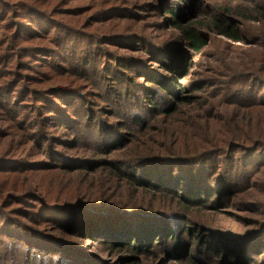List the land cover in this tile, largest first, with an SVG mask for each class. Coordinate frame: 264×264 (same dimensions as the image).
<instances>
[{
    "label": "rangeland",
    "instance_id": "obj_1",
    "mask_svg": "<svg viewBox=\"0 0 264 264\" xmlns=\"http://www.w3.org/2000/svg\"><path fill=\"white\" fill-rule=\"evenodd\" d=\"M252 1L264 4V0H217L216 3L185 0L186 8L184 5L179 8L182 23L201 24L197 34L207 38L202 53L198 54L188 50L185 45H167L177 33L171 28L170 16L165 13V9L176 7L172 0H0V25L6 20V27L0 26V34L3 35L0 42V61L2 63V59H5L3 65L7 62V65L14 66L11 75L7 76L8 83L4 87L0 86V105L5 95L8 96L9 103L14 99L11 96H28L29 102L26 101V105H32L40 99L37 92L41 89L62 86L70 91L60 102L51 98L56 113L49 109L44 111V115L57 116L58 120L54 122L58 125L56 129H44L46 124L35 126L31 121L37 117V113H31L32 109H20L17 114L7 117L3 113L4 107L0 106V198L10 197L9 208L18 207L24 211L28 204H19L15 200L18 198L17 194H24L23 200L40 202L41 208L43 201L38 196L43 200L48 195L60 199L65 195L64 192L67 193L75 186V182L65 176V168L74 162L99 166L110 159H129L136 151L144 149V146H156L157 143L170 147L174 145L167 140L171 132L180 134L188 130L187 125H190L194 118L178 114L168 116L166 109L170 108L174 98L165 95L157 82L148 84L149 78H145L149 76L155 79L157 75L169 78L170 74L161 68V60L164 57H172L185 73H189L184 81L203 77L196 84L210 88L195 94L206 91L211 94L207 102L203 101L204 107L208 108L211 104L219 109L221 104H227L233 108L239 104L237 102H257L261 95L259 88L254 89L256 84L243 77L250 70L257 74L264 72V24L259 22L256 16L249 14L251 8L248 3ZM33 7H38V12L32 10ZM232 7L237 10V14H228L224 17V23L228 28H232L239 41L234 42L203 28L210 22V16L216 8L225 10ZM27 15L35 16V25L25 22L28 29L20 31V20ZM243 15H246V18ZM56 26L58 30L53 29ZM64 31L72 38L66 37ZM53 33L54 37L58 38L57 48H54L55 44L46 42L48 37H53ZM38 37L46 39L40 42ZM19 38L22 40L16 42ZM66 43L76 51H68L64 47ZM16 45L45 47L48 52L57 51L58 54L53 57H49V54H34L23 59L20 54V57L16 58L12 50L17 48ZM85 49L90 53V62L84 66L85 55L82 50ZM40 59L52 61L53 66L50 69L45 68L43 60ZM118 61H123L125 68L118 67ZM109 64L112 68L116 66L121 75L112 70L111 74H107L105 69ZM5 69L0 66V74L4 73ZM262 75L264 76V73ZM172 77L177 80L179 75ZM130 81L133 83L129 84ZM127 87L132 92L133 99L125 102L122 96ZM146 93L154 99L152 106L147 104ZM142 100L144 103L141 105ZM37 104L42 102H36ZM148 108L158 110L159 113H149ZM61 111L63 121L70 118V114L74 115L64 126H60L64 122L58 118V112ZM84 114L86 122L83 119ZM260 120L264 121V113H257L251 124L257 125ZM24 122L29 123V129L27 126L19 127V124ZM117 135L125 138L122 142L127 143L126 146L112 150L111 153L107 152L109 146L105 142L115 139ZM90 137L100 140V146L94 152L85 148L89 146ZM159 137H162V140H158ZM39 150L46 151L47 155L39 159ZM13 163L16 164L12 165ZM134 166L148 165L135 162ZM53 167H60L62 170L52 169ZM174 167L176 170L173 171L162 168L168 183L180 185L186 195L202 189L200 172L192 171L189 165ZM78 171L80 172L74 173H85L81 168ZM99 171L94 178L85 177V183L103 191L106 186H101L100 180L109 178L105 175L108 171ZM5 176H9V180H5ZM109 179L115 183L113 178ZM116 186L113 185L120 195H130L126 180L122 186ZM245 188V191L234 194L232 199L219 194L206 201L207 197L201 195L203 202L189 206L187 212L178 205V199L173 194L158 193L156 199H153L156 205L185 217L183 221L175 219L180 225L176 226L178 232L172 224V229L189 245L187 256L180 252V259L182 256L185 258L179 261L167 260L166 244L154 247H150L151 244L143 245L138 252L132 253L126 248L113 250L109 246L98 247L93 241L82 240L76 234L65 236L52 230L54 225L50 222L40 221V226L27 223L38 231L54 236L55 240L65 239L77 247L74 255L70 256L71 262L68 258L65 264L77 261L78 264H228L222 261L219 254L215 256L212 251H206L202 247L195 249L197 240L184 232L188 227L193 229L194 225L220 227L230 232L234 238L211 237L210 242L216 249L241 247L247 239L244 240L240 235L244 233L252 236V240L245 242L243 250L248 252L251 249L256 256L255 261L249 260V263H246L237 257L231 264H264V254H260L261 249H264V242H260L261 239L264 240V227L258 226L264 219V210L256 209L258 205L248 200L246 193H255L248 186ZM262 188L263 186L259 190ZM15 217L18 218V215ZM69 222L66 221L62 226L65 233H73L68 232L72 227ZM43 240L52 248L66 251L60 242L45 238ZM1 252H6L11 257L17 254L15 248L9 249L4 244H0ZM233 253L235 254V251ZM31 256L33 264H36V260L37 264H45L44 256L34 252ZM53 264L63 263L57 261Z\"/></svg>",
    "mask_w": 264,
    "mask_h": 264
},
{
    "label": "trees",
    "instance_id": "obj_2",
    "mask_svg": "<svg viewBox=\"0 0 264 264\" xmlns=\"http://www.w3.org/2000/svg\"><path fill=\"white\" fill-rule=\"evenodd\" d=\"M206 1L217 2V0ZM172 2L175 3L176 7L165 9V13L170 16L171 28L177 33L176 37L168 42L167 45L171 47L177 43L185 45L190 51L197 52L198 54L202 53L207 38L206 36L202 38L197 34L200 32L199 26L201 24L188 25L182 23L179 8L183 5L186 8L185 0H172ZM248 4L251 8L249 14L256 16L255 18L264 24V4L255 1ZM32 10L38 12L39 9L38 7H33ZM228 14L236 15L237 10L234 7L225 10L216 8L210 16V22L204 25L203 28L207 32L212 30V32L220 36L237 42L240 39L235 35L232 28H228L224 23V17H227ZM32 16L34 15H27V17L20 20L19 24L21 26L18 28L20 31L27 28L25 22L35 25V16ZM243 17L246 18V15H243ZM5 21L0 26L4 27ZM53 29L58 30V27H53ZM30 31L33 32L32 30ZM64 34L66 37L72 38L68 32L64 31ZM52 35L53 37H48L46 42L55 44L54 48H57L58 38L54 37V33ZM2 36L0 34V42L2 41ZM22 38L24 39V37ZM39 39L41 42L46 38L40 37ZM17 40L22 39H16V42ZM61 45L63 46L62 42ZM61 45L60 47H62ZM16 47V49H12L14 57H20V54H22L21 59L34 54L41 56L49 54V57H53V55L57 56L58 54L57 51L51 53L45 47L40 46L28 47V45H16ZM64 47L68 51H76L68 43ZM82 52L85 55L83 58L85 66L90 62V53L87 49L82 50ZM40 60H43L44 67L47 69L53 66L52 61ZM111 60L114 61V59ZM4 62L5 59H2V63L0 61V66L6 68L4 70L5 74H0V86L2 87L8 83L7 76L11 75V70L14 68L12 64L7 65V62L3 65ZM124 64L123 61L116 63L121 68H125ZM110 65L105 69L107 74H111L112 70L115 74L121 75L116 66L112 68ZM127 66L130 67V65ZM161 66L163 70L170 74L169 78L160 75H157L155 79L149 76H145V78H149L148 84H154L153 81L157 82L160 90H163L162 92L165 95H170L174 98L171 101L170 108L166 109L168 116L178 114L194 118L193 122L187 125L188 130H184L180 134H173L171 132V135L167 139L173 142L174 145L171 147L157 143L156 146H144V149L136 151L126 160L110 159L99 166L74 162L68 168L63 167V169L67 170L65 176H68L69 180L74 181L75 186L71 187L67 193L64 192L65 195L60 199L48 195L43 200L41 196H38L43 201L41 208L39 207L40 202L38 203L32 199L23 200L24 194H17L18 198L15 199L19 204H28L26 206L27 209L24 211L18 207L9 208L10 197L0 198V237L5 238L4 240L0 239V244H4L9 249L15 248L17 252L13 257L6 252H1L0 264H33L31 262L32 252L44 256L46 259L45 264H53L57 261L65 264L68 258L71 262L70 256L74 255L77 247L65 239L55 240L54 236L38 231L37 228L27 223L31 222L34 226H40V221L50 222L54 225V227H51L52 230L59 231L65 236L76 234L82 240L93 241L98 247L109 246L113 250H125L126 248L129 252L136 253L143 245L151 244L150 247H154L166 244L165 253H167V260H182L187 256L186 251L189 245L186 241L184 242L179 233H176V231H179L176 229V226L180 227V225L175 219L183 221L185 217L156 205L153 199H156L159 192L173 194L178 199V205L187 212L189 211V206H195L203 200L201 195L207 197L206 201H210L211 198H215L219 194L226 195L227 198L231 197L232 199L234 194L245 191L247 189L245 186H248L255 193L252 195L246 193L249 197L248 200L258 205L257 207L253 205L256 209L262 208L264 210V121L260 120L257 125L251 124L253 117L257 113H264V76L262 75L264 72L258 73V75L256 72L254 73V71L250 70L243 76L251 79V83L256 84L254 89L259 88L258 92L261 95L257 102H237L239 104H236L237 106L233 108H231V105L221 104L219 110L217 106L211 104H209L208 108L203 106V101L207 102V99L211 95L207 91L206 93L195 94L202 92L205 88H210L196 84L203 77L184 81L189 73H185V70L179 67L172 57H164L161 60ZM91 68L94 67L91 66ZM49 71L47 70V72ZM175 74L179 75L177 80H174L172 77ZM122 76L125 77L124 75ZM58 81L61 83L60 80H56V82ZM131 83L133 81L129 82V84ZM128 87L126 88V93L122 96V100L125 102L133 99L132 92L129 91ZM212 87L214 88L215 85ZM14 92L12 91V93ZM67 93L70 94L69 89L62 86L41 89L37 92L40 99L36 100L32 105H26V101L29 102L28 96H11L14 99L9 103L7 101L8 96L5 95L3 103L0 106L4 107L3 113L7 117L17 114L20 109H32L31 113H34V111L37 113V117L31 121L35 126L46 124V126H43L44 129L47 127H54L56 129L58 125L54 122L58 120L57 116L44 115V111L49 109L56 113V107L52 106L53 100L51 98L60 102ZM0 96H2L1 93ZM146 96L147 104L152 106L154 99L149 93H146ZM134 98L137 99L136 97ZM168 101L170 100L168 99ZM36 102H42V104L36 105ZM143 103L144 101L142 100L141 105ZM224 103L226 102L224 101ZM59 109L61 108L59 107ZM148 109L149 113H159L158 110ZM58 113L59 120L64 122L60 126H64L71 116H74L70 114V118L68 117L67 120L63 121L64 116L62 111ZM83 119L86 122L85 114ZM28 124L26 122L20 123L19 127L26 128L27 126V129H29ZM159 138L158 140H162V137ZM123 139L125 138L117 135L115 139L107 143L105 142L109 146V151L107 152L111 153L112 150L125 147L127 143L123 144ZM29 140L31 141V139ZM88 144L89 146H85V148L94 152L98 150L100 140L90 137ZM37 154H39L37 156L39 159L43 155H47L46 151L40 150ZM135 162L142 165L147 164L148 166L135 167ZM15 164L13 163L12 165ZM179 165H189L192 167V171L200 172L202 189L194 190L186 195L185 190L179 187L180 185H172L167 182L162 168L173 171L176 170L174 166ZM70 166L74 167L70 168ZM80 168L81 170H85L84 175L74 173L80 172L78 171ZM52 169L60 170L61 168L53 167ZM99 169L108 171L105 175L113 178L115 181L114 183L109 178L101 179L100 185L106 186L103 191L99 187L89 186L85 183V177L94 178L100 172ZM258 175L262 177H258ZM8 177L5 180H9ZM203 177L205 178L203 179ZM125 180L130 190V195L128 196L120 195L116 189V185L122 186ZM110 184L111 186H109ZM113 185L116 187H113ZM262 186V190H259ZM109 191L112 192L109 193ZM253 206L251 207L253 208ZM15 215H18V218ZM66 221H70L69 223L72 226V231L69 230L68 232L73 233H65L63 231L62 226ZM172 224L175 226L176 231L172 229ZM258 226L264 227V219L258 223ZM184 232H187L197 240L195 249L202 247L206 251H212L215 256L219 254L222 261H226L228 264H231L237 257L246 263H249V260L255 261L256 259L251 249L248 252L246 249L243 250L245 242L252 240V236L248 234L243 233L240 235L244 240L247 239L241 247L216 249L210 242L211 237L216 236L221 239H225L226 237L234 238L228 230L220 227L194 225L193 229L188 227ZM43 238L60 242L66 251L52 248ZM178 240L184 243H179ZM260 242H264V240L261 239ZM22 249H24V254H22ZM53 249H56V251H53ZM234 251L235 254L233 253ZM180 252L185 253V257L182 256V259H180ZM260 254H264V249H261ZM36 261L37 264L38 260ZM72 264H78V261Z\"/></svg>",
    "mask_w": 264,
    "mask_h": 264
}]
</instances>
